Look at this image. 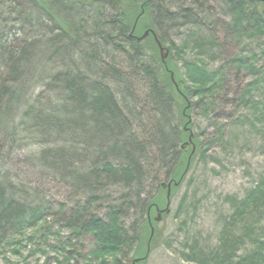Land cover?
<instances>
[{
  "label": "trees",
  "instance_id": "trees-1",
  "mask_svg": "<svg viewBox=\"0 0 264 264\" xmlns=\"http://www.w3.org/2000/svg\"><path fill=\"white\" fill-rule=\"evenodd\" d=\"M3 1L0 253L10 235H20L50 214L45 205L27 202L32 179L57 178L83 198L60 221L78 239L91 235L85 264H125L124 258L132 264L147 255L148 217L163 202L161 183L176 181L187 165L182 145L190 134L195 152L189 167L195 157L205 158L206 146L192 133L190 111L195 105L206 110L224 79L220 69L207 71L201 54L183 59L179 53L188 43L220 51L215 26L228 16L225 38L255 42L250 44L259 51L257 61L252 50L237 52L222 65L252 75L237 97V104L249 105L254 85L264 82V3L83 0L96 16L81 21L79 0ZM63 2L75 5L66 8ZM188 26L197 31L175 46L167 34ZM150 30L167 52L164 60ZM145 31L148 35L138 40ZM134 79L142 86L139 95ZM215 138L223 139L220 130ZM24 139L35 147L29 159L5 153L23 150L29 144ZM19 165L28 170L21 172ZM154 165L158 174L152 173ZM228 201L232 213L222 223L215 248L204 254L191 250L187 257L198 264H264V169L243 198Z\"/></svg>",
  "mask_w": 264,
  "mask_h": 264
},
{
  "label": "rangeland",
  "instance_id": "rangeland-1",
  "mask_svg": "<svg viewBox=\"0 0 264 264\" xmlns=\"http://www.w3.org/2000/svg\"><path fill=\"white\" fill-rule=\"evenodd\" d=\"M75 3L81 8L82 14L78 17L81 21L82 18L87 20L96 16L93 6L86 5L85 1ZM62 4L66 8L75 5L72 2ZM62 4L60 10L63 9ZM100 12L106 16L107 6ZM227 21L228 16L220 17L215 26L217 42L221 43L220 51L218 48L212 51L205 48L198 50L188 43L186 52L179 53L183 59H192L201 54L199 57H203L206 62L207 71L220 69L224 72V79L220 86L217 85L206 110L195 105L190 111L192 133L198 136L203 147L206 146L205 158L195 157L190 167L184 165L181 168V176L173 180L178 184L170 188L167 213L163 211L168 202L167 188H162L163 202L160 206H154L148 217L150 231L145 248L149 250L147 259L141 264H198L187 255L191 250L204 254L215 248L222 223L232 213L228 197L243 198L247 190L258 182L264 169V82L254 85L250 104L242 106L237 104V97L250 82L252 75L244 71L237 72L230 66L222 68L228 57L237 52L248 55L254 50L256 60L259 51L255 44H250L255 42L238 43L236 39L225 38L224 26ZM196 31L194 27L188 26L172 30L167 37L175 46L180 47L188 33ZM262 61L260 59L255 65L261 66ZM132 83L139 90V95L142 86L138 84V79ZM259 112H262V116ZM5 120L3 115L1 122L7 128ZM217 130L223 134L222 140H216ZM23 141L29 142L23 150L15 149L5 153L17 156V160L29 159L35 147L30 139ZM5 150H8V146ZM184 151L188 155V162L192 146L187 145ZM18 167L21 172L28 170L23 165ZM154 169L152 173L158 174L155 165ZM35 179L29 183L33 188L29 185L30 194L26 200L32 206L45 205L50 214L45 221L27 227L20 235H10L6 239L9 243L2 247L0 264H85V256L93 247L91 235H79L78 239L60 221L62 216H67L76 200L83 199L82 196L60 179L38 182ZM35 192L37 196H34ZM125 221L126 225L131 223L129 219ZM61 247H65L69 253ZM128 259L124 258L125 264H131Z\"/></svg>",
  "mask_w": 264,
  "mask_h": 264
},
{
  "label": "water",
  "instance_id": "water-1",
  "mask_svg": "<svg viewBox=\"0 0 264 264\" xmlns=\"http://www.w3.org/2000/svg\"><path fill=\"white\" fill-rule=\"evenodd\" d=\"M258 1L264 3V0H258ZM150 31H151L152 35L154 36V38L156 40L155 33L152 30H150ZM148 33H149V31H145L144 34L141 37L138 38V40H140L143 37L147 36ZM156 42L158 44L159 51L161 53V59L164 60V58H166V56H167V52H164V49L161 47L160 43L157 40H156ZM171 78L173 79V74H171ZM191 139H192V134L189 135L188 140L182 145V147H185L186 145L191 144L192 151H191V155L189 156V158L193 155V153L195 151V145L192 143V140ZM189 162H190V159L188 160L187 166L189 165ZM177 184H178V182H175V181H173L172 183H167L166 184V188H167V195H166L167 196V201L169 199V194H170V188H171V186L172 185H177ZM161 186L164 187L165 186V183H161ZM168 205H169V201L167 202L166 208L163 209V211L166 212V213L169 212L168 211L169 210L168 209ZM163 211H161V212H163ZM157 220H159V219H157ZM152 233H153V229L151 228V234ZM139 261H140V258H136L134 260L133 264H136Z\"/></svg>",
  "mask_w": 264,
  "mask_h": 264
}]
</instances>
